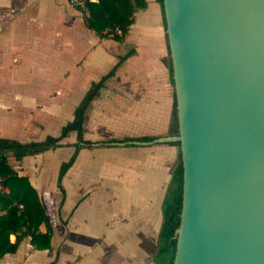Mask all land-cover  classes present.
Masks as SVG:
<instances>
[{"label": "crops", "instance_id": "obj_1", "mask_svg": "<svg viewBox=\"0 0 264 264\" xmlns=\"http://www.w3.org/2000/svg\"><path fill=\"white\" fill-rule=\"evenodd\" d=\"M146 1L117 40L89 29L81 9L65 0H0V138L60 136L102 82L83 123L90 144H81L62 176L76 153V131L35 155L8 153L38 192L53 234L49 249L24 237L0 264H158L179 147L162 140L171 136L173 67L163 8ZM142 136L154 139H134Z\"/></svg>", "mask_w": 264, "mask_h": 264}, {"label": "water", "instance_id": "obj_2", "mask_svg": "<svg viewBox=\"0 0 264 264\" xmlns=\"http://www.w3.org/2000/svg\"><path fill=\"white\" fill-rule=\"evenodd\" d=\"M183 164L173 264H264V0H164Z\"/></svg>", "mask_w": 264, "mask_h": 264}, {"label": "trees", "instance_id": "obj_3", "mask_svg": "<svg viewBox=\"0 0 264 264\" xmlns=\"http://www.w3.org/2000/svg\"><path fill=\"white\" fill-rule=\"evenodd\" d=\"M163 8L164 0H158ZM91 16L86 17L85 23L89 29L95 30L102 38L112 37L121 40L128 33L135 21L136 13L147 7L146 0H96L89 4ZM165 18V15H164ZM166 24V20H165ZM117 28L121 33H117ZM172 70V59L170 56ZM173 71V70H172ZM100 83H94L75 110L74 119L63 127L58 137L47 136L40 141L21 142L15 139L0 138V174L5 178L9 192L0 195V210L5 213L0 217V257L6 253L16 252L21 240L31 237V243L36 249L51 248L52 226L50 218L40 202L38 192L29 179L12 168L8 161V153L12 152L17 159L27 155L58 147L60 141L70 132L78 133L79 143L76 153L61 167L60 175L74 163L81 144H90L83 137V123L91 100L97 93ZM176 97L169 135L179 134V124L176 109ZM138 140H153L154 136L136 137ZM179 147V141H172ZM184 169L179 150L178 162L174 168L163 201V225L159 234V246L156 261L158 264H173L176 252V230L180 224L182 210ZM16 234V241L11 242L10 234Z\"/></svg>", "mask_w": 264, "mask_h": 264}, {"label": "built area", "instance_id": "obj_4", "mask_svg": "<svg viewBox=\"0 0 264 264\" xmlns=\"http://www.w3.org/2000/svg\"><path fill=\"white\" fill-rule=\"evenodd\" d=\"M74 7L81 9L86 17L91 16V9L89 4L96 2V0H65ZM117 33H121V30L117 28ZM9 192L8 187L5 185V178L0 174V195Z\"/></svg>", "mask_w": 264, "mask_h": 264}, {"label": "rangeland", "instance_id": "obj_5", "mask_svg": "<svg viewBox=\"0 0 264 264\" xmlns=\"http://www.w3.org/2000/svg\"><path fill=\"white\" fill-rule=\"evenodd\" d=\"M177 162H178V160H177ZM177 162H176V164H177ZM175 166H176V165H175ZM175 166H174V163H173V165L171 166V171L174 170Z\"/></svg>", "mask_w": 264, "mask_h": 264}]
</instances>
